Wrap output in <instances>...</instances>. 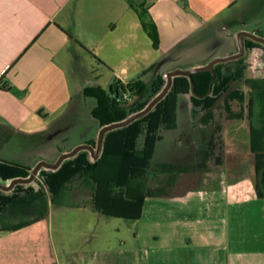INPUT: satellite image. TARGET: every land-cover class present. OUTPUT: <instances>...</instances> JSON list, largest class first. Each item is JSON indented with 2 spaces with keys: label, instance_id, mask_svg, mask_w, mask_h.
I'll return each mask as SVG.
<instances>
[{
  "label": "crops",
  "instance_id": "obj_1",
  "mask_svg": "<svg viewBox=\"0 0 264 264\" xmlns=\"http://www.w3.org/2000/svg\"><path fill=\"white\" fill-rule=\"evenodd\" d=\"M132 5L146 9L155 24L157 49ZM241 31L264 38V0H0V164L28 174L0 177V183L27 178L39 162L54 163L80 145L94 150L63 162L100 158L103 144L93 159L101 127L91 114L95 99L84 95L93 84L85 79L84 60L95 58L108 69L107 87L116 79L148 80L142 74L195 71L237 54ZM246 54L244 46L241 62L213 68L228 67L251 81ZM237 82L209 114L232 109L226 98L240 91L232 86ZM191 95L178 96L175 128L168 130L188 140L160 136L151 163L159 157L170 164V152L191 153L190 143L201 140L211 152L182 174L196 182L178 178L166 184L167 193L145 196L121 217L92 209L95 184L84 176L52 199L43 173L63 162L41 168L29 183L0 188V264H264V87H246L221 129L215 119L202 121V106L199 119L192 118ZM241 127L248 131L244 147L235 134ZM251 129L260 132L255 151Z\"/></svg>",
  "mask_w": 264,
  "mask_h": 264
},
{
  "label": "trees",
  "instance_id": "obj_2",
  "mask_svg": "<svg viewBox=\"0 0 264 264\" xmlns=\"http://www.w3.org/2000/svg\"><path fill=\"white\" fill-rule=\"evenodd\" d=\"M132 7L138 13L153 48L157 49V29L147 10L134 5ZM244 46L247 49L245 61L252 73L251 86L264 87V64L259 61L262 55L261 46L251 40L246 41ZM241 60L238 59L240 62ZM240 78L241 74H231L228 67L224 71L220 65H216L212 72L202 70L191 74L190 77H174L168 93L148 114L105 134L99 159L89 163L77 156L73 160H65L57 171L43 173L51 198L59 195L65 183L76 176H84L95 184L92 209L110 216L127 217L128 211L137 207L145 196L165 194L150 190L144 176L150 168L155 144L160 139L157 132L161 127L169 130L175 128L178 96L191 92L192 105L202 106L208 115L219 94L227 90L231 83L240 81ZM165 84L162 74H157L149 82L138 78L122 83L116 79L107 89L101 86L87 87L84 95L95 99L96 105L91 114L99 126L103 127L123 121L143 110ZM132 99L136 100L133 104ZM141 136H144V139L138 148ZM257 136H260V132L251 129L253 151L259 145L260 137ZM170 167L168 168L171 169ZM169 171L167 172L170 173ZM27 175L23 170L0 164V177L4 180ZM175 181V173H170L167 185L171 186ZM260 181L264 193V159Z\"/></svg>",
  "mask_w": 264,
  "mask_h": 264
},
{
  "label": "rangeland",
  "instance_id": "obj_3",
  "mask_svg": "<svg viewBox=\"0 0 264 264\" xmlns=\"http://www.w3.org/2000/svg\"><path fill=\"white\" fill-rule=\"evenodd\" d=\"M261 46V45H260ZM261 50H262V55L260 58V62L262 64H264V47L261 46ZM213 51H217V49L213 50ZM90 60V61H89ZM88 61L84 60L83 62V66L86 68V71L88 70V74L85 77V79L87 81H90L92 86H101L104 89H107L106 86V82L109 80V71L106 67H104L103 65H101L95 58L89 59ZM83 71V70H81ZM150 72H148L147 74H142V76H146L148 77V80H146L147 82L151 81L157 74H149ZM141 76V77H142ZM243 78V79H241ZM241 80L238 81L237 83L232 84L233 87L240 89V91L235 92V93H231L227 96V102H229L232 105V109H229V111H222V108H217L214 112L210 113L209 115L205 116V111L202 112L203 116H202V121L204 123L209 122L210 120L215 119L216 121V127L217 128H223L224 126H227L226 124L229 123V119H231V117H234L236 114V109L238 108V106H236V103H238L237 99H245L244 95H241V92H243L245 90V88L247 87H251V82L244 77V74H241ZM142 79V78H141ZM145 80V79H143ZM164 80L166 82V74H164ZM185 102L184 104L188 103L187 99H184ZM136 100L132 99L131 103L133 104ZM189 102H191V97ZM239 103L244 104L245 101H240ZM192 104V103H191ZM193 106V105H192ZM194 110L193 114H192V118H194L195 120L199 119V107L198 106H193ZM201 108V107H200ZM256 111V110H255ZM260 113L258 111L255 112V121L258 122L259 118L257 117V114ZM255 122V123H256ZM169 129L161 127L159 129V131L157 132V135L160 136H164L167 134H170L173 138V140L175 139L176 141H180L182 142V144L184 142H186L188 140V137H183V136H179L176 135L174 136L173 133H171L170 131H168ZM226 130V129H225ZM170 132V133H167ZM235 134L241 139L242 143H241V147H244L246 143H248V131L245 129V127H241L237 132H235ZM202 138H205L204 136H199ZM144 136H141L138 140V148L141 147L142 142H143ZM196 140H199L196 139ZM189 144V143H188ZM192 143H190V147L194 149V151H192L191 153H189V151H185L183 149L180 148V150H176V151H172V153L170 152L171 156H175L174 159H169L170 164H166V163H162L161 164V159L158 157V159H154L153 162H155V164L151 163L149 170L147 171L146 175L144 176L145 179V183L148 187H150V190H152L153 192H165L167 193L168 190L166 188V184L168 181V178L170 176V173H175L176 176V181L178 178H182L181 180H183V182L186 183H194L196 181H193L192 178L191 179H185V177H183L184 175H182L185 171L188 170H193L197 167H200V164L202 165L205 162V156H208L209 152H211L210 150V145L208 143H203L201 142V140L196 141L193 145H191ZM209 145V146H208ZM165 150V149H164ZM164 150H161L160 155H163ZM185 151V153L183 152ZM211 154V153H210ZM203 155V156H202ZM203 158V159H199L198 158ZM205 159V160H204ZM183 162L184 165H177V163L179 162ZM200 162V163H199ZM176 164V165H174ZM168 166L171 169H169ZM171 170V171H169ZM167 171H169L170 173H168ZM182 175V176H181ZM198 178V176H196ZM185 179V180H184ZM196 180V178L194 179ZM46 184V181L43 180V184ZM260 183V181H259ZM179 191V190H178ZM175 192V191H174ZM48 193V191H47Z\"/></svg>",
  "mask_w": 264,
  "mask_h": 264
},
{
  "label": "water",
  "instance_id": "obj_4",
  "mask_svg": "<svg viewBox=\"0 0 264 264\" xmlns=\"http://www.w3.org/2000/svg\"><path fill=\"white\" fill-rule=\"evenodd\" d=\"M244 37H247V38H249L251 40H254V41L259 42V43L264 45V38L263 37L258 36V35L253 34V33H250V32L241 31V32H239L237 34V40H238V46H239V52L237 54H234V55H231V56H228V57H225V58L214 59V60L210 61L204 68H200V69L195 70V71L175 69V70H171V71L167 72L166 73V84H165V86L147 104V106L143 110L131 115L130 117H128L127 119H125L123 121L114 122V123L105 125V126L100 128L99 134H98V139H97V145H96V148H95L96 152H95V156L93 157V159L97 158V155H98L99 151L101 150L105 134L107 132H110V131L114 130V129L124 127V126L130 124L131 122H133V121L145 116L146 114H148L155 107V105L157 103H159L165 97V95L168 93V91L171 88L172 81H173L174 77H176V76H187V77H190L191 74H193L195 72H198V71H202V70L211 71L212 72L213 66L216 63L224 62V61H230V60H234V59L240 58L243 55V52H244V43H245L244 42ZM191 87H192V82H191ZM81 149H89L91 152L94 150V148L92 146L87 145V144L77 146L72 151H70L68 153L61 154L59 156V158L56 160V162H54V163H48V162H45V161L39 162L32 169L30 175L27 178H15L8 185H4V184L0 183V188L3 189V190H11L18 183H29L35 178L36 174L39 172V170L41 168H47V169H51V170L57 169L60 166V164L63 162L64 159L75 155Z\"/></svg>",
  "mask_w": 264,
  "mask_h": 264
}]
</instances>
